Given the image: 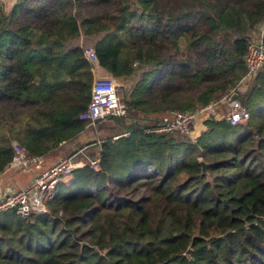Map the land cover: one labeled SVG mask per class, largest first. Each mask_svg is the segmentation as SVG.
<instances>
[{
	"label": "trees",
	"instance_id": "trees-1",
	"mask_svg": "<svg viewBox=\"0 0 264 264\" xmlns=\"http://www.w3.org/2000/svg\"><path fill=\"white\" fill-rule=\"evenodd\" d=\"M263 23L264 0H0V171L15 140L49 157L87 128L84 40L133 113L49 213L0 212V264H264V66L238 91ZM233 91L245 120L219 104L194 135L148 131Z\"/></svg>",
	"mask_w": 264,
	"mask_h": 264
},
{
	"label": "built area",
	"instance_id": "built-area-1",
	"mask_svg": "<svg viewBox=\"0 0 264 264\" xmlns=\"http://www.w3.org/2000/svg\"><path fill=\"white\" fill-rule=\"evenodd\" d=\"M84 55L93 72L91 95L87 107L80 112L79 118L87 122V126H95L99 121L112 116L126 117L128 108L122 98V85L112 75L102 74V65L99 62L95 47H85ZM246 72L244 79L255 76L264 66V23L258 32L250 39L244 55ZM222 97L219 101H212L195 110L183 111L170 109L161 116L157 124L150 126L148 131L173 132L178 131L189 135L194 125L208 114H214L220 103H227L226 118L235 124L250 115V110L238 97ZM13 154L7 167L0 171L1 180L10 171L34 172L29 183L24 185L0 186V212L14 210L22 217L50 212L49 202L55 197L60 178L74 172L75 169L89 165L99 169L98 155L91 158L81 153L83 149L71 155L61 156L55 162L44 167V155L32 154L22 143L13 141ZM83 154V155H81ZM190 256V254H187Z\"/></svg>",
	"mask_w": 264,
	"mask_h": 264
},
{
	"label": "crops",
	"instance_id": "crops-1",
	"mask_svg": "<svg viewBox=\"0 0 264 264\" xmlns=\"http://www.w3.org/2000/svg\"><path fill=\"white\" fill-rule=\"evenodd\" d=\"M3 2L4 8L7 11H10L12 6L15 4V2L17 0H1ZM262 26V25H261ZM261 26H259V28H261ZM101 73H103L101 71ZM105 74V73H103ZM200 125V126H199ZM203 124L200 122L198 125L196 124L195 127H201ZM88 128V126H87ZM87 128L82 131L78 136H76L72 141H69L68 143H65L64 148L62 150H60L59 152L55 153L53 156H49V157H45V163H44V167H47L51 164H53L55 162V160L61 156H63L64 154H67L69 151L77 148V147H81L82 145L86 144L87 142H89L88 140H92L95 139L94 142H92L89 145H85L84 147L80 148V149H84L87 147H91L95 148L96 151L100 150V144L101 141L104 137V134H106L105 129L103 128L101 131L99 130H94L95 131V136L92 139H88L87 138V134L85 133V131L87 130ZM102 132V133H101ZM92 134V132H90ZM104 133V134H103ZM117 136V135H116ZM81 145V146H79ZM94 146V147H93ZM78 149V150H80ZM98 153V152H97ZM34 172H30V171H20V170H16V171H10L7 174H5V176L3 177V179L1 180V187L4 188L5 186L7 187L8 185H24L29 183V180L32 178Z\"/></svg>",
	"mask_w": 264,
	"mask_h": 264
},
{
	"label": "rangeland",
	"instance_id": "rangeland-1",
	"mask_svg": "<svg viewBox=\"0 0 264 264\" xmlns=\"http://www.w3.org/2000/svg\"><path fill=\"white\" fill-rule=\"evenodd\" d=\"M258 32V31H257ZM81 43H83V41H82V39H81V41H80ZM85 46H84V49H85V47H90V46H92V47H94V45L92 44V42H90V41H88V42H85V40H84V43H83ZM84 57H85V55H84ZM86 59V58H85ZM103 74V73H102ZM105 75H111V74H108V73H105ZM113 76V75H112ZM115 77V76H114ZM116 78V77H115ZM251 78H253V77H251ZM250 78V79H251ZM117 79V81H118V83H120L121 85H122V90H121V94H122V98H123V100H124V91H125V88H126V85H128V82H126L125 80H123V79H119V78H116ZM92 81H93V78H92ZM92 81H91V83H92ZM249 83H251V81H249L248 82V79H244L241 83H240V85H239V87H238V91L242 94V95H244L245 94V92L248 90V88H249V86H248V84ZM93 84V83H92ZM239 99H241V101L242 102H244L243 101V99L241 98V97H238ZM125 102V101H124ZM221 105H224L225 107H227V103H220ZM228 108V107H227ZM260 108L261 109H264V106L262 107V106H260L259 108H256L255 110L257 111V110H260ZM224 110H225V108H224ZM130 114H133L131 111H129L128 112V115L126 116V117H122V119H124V120H128V121H130L131 120V116H130ZM221 114H223V112L221 113ZM152 117H155V116H153L152 115ZM159 120V119H158ZM148 121H149V119H148ZM151 121V120H150ZM160 121V120H159ZM158 121V122H159ZM204 123L205 122V118H203L202 120L200 119L198 122H197V125L199 124V123ZM150 123V122H149ZM154 124H156V123H154ZM116 127V129H114L113 131L114 132H116V131H119V130H121V126H120V124L119 123H117L114 119H112V118H107V119H104V120H101V121H99V123H97L95 126H93L92 125V127H90V126H88V128H87V130L85 131V133H86V135H87V138L88 139H92V138H94V136H95V129L96 130H102L103 128L105 129V132L108 134H110L111 132H112V130H110L111 129V127ZM200 126V125H199ZM196 129H198V127H196ZM195 129V125L193 126V128H192V131H191V133H190V135H194V131L196 130ZM90 132H92V134L90 133ZM196 132V131H195ZM102 133V132H101ZM104 134V133H103ZM79 146H81V145H79ZM83 146V145H82ZM94 147V146H93ZM84 152V154H86V156H88V157H91V158H93V157H95V156H97V152L98 151H96V149L95 148H92V146L91 147H87V148H85V150L83 149V151L81 152V153H83ZM68 154V153H67ZM67 154H64L63 156H66ZM95 154V155H94ZM81 155H83V154H81ZM71 175H67V176H64V177H62V179H65L66 181H68V180H71ZM59 187V186H58Z\"/></svg>",
	"mask_w": 264,
	"mask_h": 264
},
{
	"label": "water",
	"instance_id": "water-1",
	"mask_svg": "<svg viewBox=\"0 0 264 264\" xmlns=\"http://www.w3.org/2000/svg\"><path fill=\"white\" fill-rule=\"evenodd\" d=\"M237 92L233 91L230 95V98H234L237 97ZM202 172L206 173V163L204 161H202ZM83 245H88L87 243H83Z\"/></svg>",
	"mask_w": 264,
	"mask_h": 264
}]
</instances>
